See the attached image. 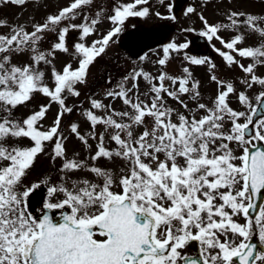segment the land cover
<instances>
[{"label": "snow or ice", "instance_id": "snow-or-ice-1", "mask_svg": "<svg viewBox=\"0 0 264 264\" xmlns=\"http://www.w3.org/2000/svg\"><path fill=\"white\" fill-rule=\"evenodd\" d=\"M7 3L23 6L27 0H0ZM92 3L71 0L43 23L34 24L31 32L16 26L10 35H0V264H264V76L256 74L264 66V15L232 11L227 22L209 24L200 14L204 24L200 35L221 43L222 48L214 50L227 66L245 74L239 83L245 89L257 85L262 89L254 99L236 82L211 75L217 93L209 105L201 102L200 82L193 80L188 67L177 76L133 69L106 92V98L127 106L124 110L90 97V107L80 115L91 131L82 134L79 123H70L71 134L88 152L84 159L79 153L69 158L68 136L61 126L62 118L75 108L66 103L68 97L81 95L77 85L87 82L90 66L121 33L125 21L149 14L148 7L135 10L148 0L116 6L106 15L111 30L88 45L84 41L97 30L103 8L92 17L84 15L80 24L71 21ZM194 12L193 7L186 9V14ZM3 25L6 21H0ZM241 25L259 35L258 46H239L246 39ZM229 29L236 34L225 40L219 33ZM73 30L79 32L71 53L79 57L78 67L67 63L57 70L55 53H70L66 38ZM46 33L54 34L56 42L43 51L39 45ZM188 47L167 44L158 65L166 67L173 52ZM25 53L28 62H11L14 54ZM237 56L251 62L245 66ZM185 59L216 68L206 57ZM41 64L51 66L53 86L46 82ZM141 79L147 86L144 93L139 90ZM36 93L49 103L18 119L15 110ZM231 95L237 96L243 110L231 107ZM166 97L184 111L169 106ZM52 103L59 110L52 126L44 128L41 122ZM23 139L32 145L18 143ZM89 139L96 141L94 151ZM107 141L115 147L109 148ZM48 144L52 161L59 159L61 165L56 170L59 182L47 187V195L62 194L63 199L43 203L36 215L30 195L51 177L30 185L25 181ZM117 159L123 164L115 169L98 164L100 160L115 164ZM79 171L93 179L73 178ZM53 210H61L58 218ZM241 217L244 223L239 222ZM193 244L197 254H184Z\"/></svg>", "mask_w": 264, "mask_h": 264}, {"label": "rangeland", "instance_id": "rangeland-1", "mask_svg": "<svg viewBox=\"0 0 264 264\" xmlns=\"http://www.w3.org/2000/svg\"><path fill=\"white\" fill-rule=\"evenodd\" d=\"M71 0H27V3L23 6H18L12 3L0 4V21H6V25L0 26V35H10L11 29L16 26L24 27L28 32L33 30V25L36 23H43L46 16L51 14H56L63 7L68 6ZM134 3V0H93V3L89 6L84 7L81 10V14L78 15L71 23L80 24L83 22L84 15L90 17L94 16L97 11L101 8L104 10V17L101 22L97 25V30L86 38L84 41L86 44L91 45V43L102 38L111 28L113 27L110 20L106 18L107 14H111L114 8L118 5ZM175 0H148L147 4L137 5L135 10H141L143 7L149 8V14L145 17H129L124 25L121 32L125 31L128 27L133 25L137 20L145 25H151L155 21L162 18H172L173 17V7ZM171 6V7H169ZM188 7H193L195 9L194 13L186 14V9ZM185 8V9H184ZM184 10L180 11L176 17L177 32L169 43H188L191 38L201 33L204 30V24L200 19V14L208 21L209 24H215L219 22H227L226 15L232 11L244 12L246 14H256L264 15V0H187L184 6ZM159 13V15H157ZM240 31V30H239ZM236 33L235 29L222 30L219 35L225 40L233 36ZM120 34V33H119ZM112 38L106 51L101 56L97 57L93 65L90 66L89 75L87 77V82L85 84L77 85L78 90L81 92L79 97L69 96V103L73 105L76 103L77 108L70 115L69 120L63 121L64 124V134L68 136L66 141L67 156L71 158L75 153H79V158L84 159L87 155V148L82 144V142L76 138L75 135L71 134L69 125L72 122H77L80 125V131L82 134H86L91 131L88 123L81 118V111L90 107L89 98L102 99L105 104L111 102L112 107L116 111L124 110L127 106L123 105L119 99L114 101L111 98H106V92L115 88L116 84L120 82L126 75H128L133 69L143 68L145 71L151 73L152 75H158L161 70L166 71L168 74L177 76L182 75V69L188 67L192 73L193 80L200 82L199 91L202 94L203 103H208L211 105V101L214 99V95L211 93H217V83L211 80V75H218L219 80L234 81L235 86L240 90H246L250 98L258 95L262 90L260 86H254L252 89H245L243 85L239 83L245 76L241 70L234 67H226L222 57H220L215 48H222L221 43L213 39L210 41L213 55L209 59L215 63L216 68L213 73L207 64L206 65H193L185 56L195 57L190 55L187 49H182L179 53L173 52L171 54L170 60L166 67L158 65V59L163 56V47L166 45H157L149 49L143 56L144 59L129 57L123 49L119 46L117 42L118 35ZM67 46L70 49V53H63L57 51L55 53V58L53 59V66L57 70H62L65 64L71 63L73 67H78V56H73L71 53L74 51L72 45L75 42H79V32L76 30L71 31L67 38ZM260 37L258 35L257 42L259 43ZM56 42V37L52 33H46L43 42L39 45L41 50L47 51L50 48L51 43ZM256 39L253 40V43ZM168 43V44H169ZM243 44V43H242ZM244 44H246L244 42ZM247 45V44H246ZM205 58V57H197ZM251 60V58H247ZM29 61V55L25 54H14L12 56V63L22 65ZM245 66L246 62H243ZM41 70L45 71V79L49 86H53V80L51 77V66L41 64ZM256 74L258 76H264V66H259L257 68ZM131 82H129L130 85ZM170 83V82H168ZM140 92L144 93L147 91L146 82L141 79L139 81ZM178 87V85H177ZM150 95V94H149ZM208 95V96H207ZM43 98L47 99L40 93L34 94L33 99L23 106H19L15 110V116L18 119H23L24 115L30 110L31 106H34L35 110H39L40 105H42ZM186 102L189 103L190 107H195V105L188 101L187 96L182 97ZM167 103L169 106L178 109L179 111H184V109L173 99L167 98ZM231 107L237 110H243V106L237 101L236 95L230 96ZM53 104L51 105V107ZM58 106H54L53 109H57ZM187 114V113H185ZM53 120L55 119L52 117ZM175 119V117H174ZM46 122V120H45ZM52 122V119L49 121ZM47 123V122H46ZM230 126V125H229ZM103 131V129H99ZM18 143L25 144V140H21ZM89 143L92 145L93 151L96 147V141L89 139ZM107 146L109 148H114L115 144L111 141H107ZM99 165L110 167L115 169L117 166L122 165L123 162L117 159L115 164L106 160H100ZM60 165L57 163V167L53 170L54 179L51 176L50 181L57 183L59 180V175L57 174V168ZM52 171V168H51ZM87 177L93 179V177L86 171H79L73 174V178ZM119 190V189H116ZM187 248L184 249L187 250Z\"/></svg>", "mask_w": 264, "mask_h": 264}, {"label": "water", "instance_id": "water-1", "mask_svg": "<svg viewBox=\"0 0 264 264\" xmlns=\"http://www.w3.org/2000/svg\"><path fill=\"white\" fill-rule=\"evenodd\" d=\"M183 0H179V4L176 6L178 9ZM172 24L169 21H163L155 24L153 28L146 29L142 25L130 29L127 33L120 37L121 43L127 48L130 54L138 56L142 54L147 47L153 43L162 40L165 41L171 35ZM198 47L205 46L203 37H199L197 41L194 42L193 46ZM202 50V49H200Z\"/></svg>", "mask_w": 264, "mask_h": 264}, {"label": "flooded vegetation", "instance_id": "flooded-vegetation-1", "mask_svg": "<svg viewBox=\"0 0 264 264\" xmlns=\"http://www.w3.org/2000/svg\"><path fill=\"white\" fill-rule=\"evenodd\" d=\"M27 184L30 185L29 181ZM46 187L42 186L41 188L34 191L33 194L30 195V208L35 209L36 215H39L42 211V205L44 203L45 199V193H46ZM60 210H54V212H59ZM237 241H239V237L236 238ZM253 239L257 240L259 242L258 236H254ZM260 248V247H259Z\"/></svg>", "mask_w": 264, "mask_h": 264}]
</instances>
